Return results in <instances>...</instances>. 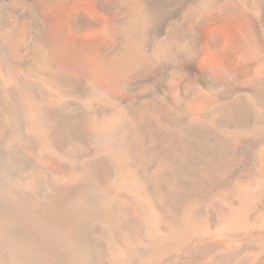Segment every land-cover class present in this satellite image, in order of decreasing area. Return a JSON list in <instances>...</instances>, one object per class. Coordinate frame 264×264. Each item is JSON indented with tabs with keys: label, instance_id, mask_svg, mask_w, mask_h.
I'll return each mask as SVG.
<instances>
[{
	"label": "bare ground",
	"instance_id": "bare-ground-1",
	"mask_svg": "<svg viewBox=\"0 0 264 264\" xmlns=\"http://www.w3.org/2000/svg\"><path fill=\"white\" fill-rule=\"evenodd\" d=\"M0 264H264V0H0Z\"/></svg>",
	"mask_w": 264,
	"mask_h": 264
},
{
	"label": "rangeland",
	"instance_id": "rangeland-1",
	"mask_svg": "<svg viewBox=\"0 0 264 264\" xmlns=\"http://www.w3.org/2000/svg\"><path fill=\"white\" fill-rule=\"evenodd\" d=\"M86 6L88 7V8H91V6H90V4L88 3V4H86ZM236 29H237V27L236 26H234L233 28H231V29H227V30H225V33L228 35V34H231L233 31H236Z\"/></svg>",
	"mask_w": 264,
	"mask_h": 264
}]
</instances>
